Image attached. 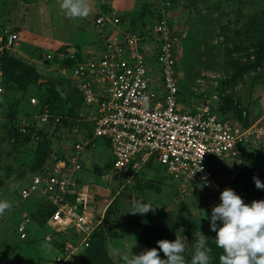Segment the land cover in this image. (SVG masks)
I'll return each mask as SVG.
<instances>
[{
  "label": "rangeland",
  "instance_id": "rangeland-1",
  "mask_svg": "<svg viewBox=\"0 0 264 264\" xmlns=\"http://www.w3.org/2000/svg\"><path fill=\"white\" fill-rule=\"evenodd\" d=\"M47 1L51 0H0V35L6 30L18 35L14 51L7 55L0 52V87L3 88L0 96V200L9 203L15 191L25 187L42 165L50 149L56 152L59 146L64 150L70 144L66 143V136L56 138L54 134L41 144L40 139L32 141L28 137L29 141H25L22 136L12 135L7 124L26 113L25 100L33 94L40 102L53 106L56 113L74 112L76 97L71 86L68 83L48 86L44 79L47 75L40 64L46 54H52L51 38L75 37L81 41V29L90 30L94 26L95 5L104 3V0H86L89 14L71 18L61 9L60 0H52L48 5L49 19ZM121 2L124 7L128 6L129 13L142 9L141 14H144V0L113 1L118 6ZM150 3L156 13L168 10L182 34L178 108L187 109L191 104L197 108L205 98L217 93L222 97L224 114L248 125L264 118V0H150ZM58 8L60 14L56 15ZM126 27L123 31L132 30ZM91 38L96 40L95 33ZM66 51L62 48L54 54L56 61H62L68 54ZM148 64L153 69V77L158 76L156 62L151 59ZM37 75L42 79L36 81ZM67 107L69 110L65 111ZM262 128L258 124V130L263 131ZM258 152L261 156L240 163L224 164L223 160L212 159L208 165L217 171L224 164L222 170L229 180L225 189L234 190L246 204L264 200V190L257 189L253 181L256 177L264 183V143ZM111 157V150L102 139L82 154L86 188L81 192L87 195L89 212L103 224L102 244L96 240L85 264H125L124 256L156 248L158 240L174 241L177 237L185 243L183 255L186 264H190L194 247L191 252L187 236L194 234L200 223L203 229L196 236L200 238L203 234L207 238L213 264H220L221 248L216 247V233L209 227L211 211L220 203V196L181 198L175 183L156 163L130 168L120 176L112 175ZM35 199L19 203V209L11 216H2L0 264H46L52 260L51 247L40 230L49 208L46 200ZM138 201L151 204L153 209L143 215L134 214ZM13 206L16 209L18 201H13ZM30 215L35 228L30 242L25 244L14 234L15 220ZM159 255L164 257L162 251Z\"/></svg>",
  "mask_w": 264,
  "mask_h": 264
},
{
  "label": "built area",
  "instance_id": "built-area-1",
  "mask_svg": "<svg viewBox=\"0 0 264 264\" xmlns=\"http://www.w3.org/2000/svg\"><path fill=\"white\" fill-rule=\"evenodd\" d=\"M117 10L112 3L110 12L98 11L96 28L123 31ZM123 32L122 39H107L100 53L91 51L81 56L71 51L58 62L53 52L40 64L46 75L58 74L81 95L77 122L84 125L72 130L74 139L68 149L62 150L61 157H53L16 193L20 202L33 197L45 199L54 209L46 225L59 236L76 237V241H66L60 255L48 264H79L78 255L88 247L100 222L90 213L87 195L82 193L86 188L82 154L98 139L109 144L112 175L120 176L152 161L163 167L185 196H220L229 182L222 170L224 164L264 141V130H258V124L263 129L264 118L254 125H244L234 118L220 117L217 93L197 108L193 104L178 108L182 34L169 13L163 12L160 20L143 31ZM17 42L16 33L4 31L0 52L14 51ZM151 59L159 73L155 77L148 64ZM28 102L34 111L18 120L20 136L38 141L42 131L55 135L62 128L61 117L51 115L46 106L39 107L35 97ZM212 159L224 161L219 170L208 167ZM202 177H207L209 186H204ZM29 224L25 216L17 226L20 239L26 237ZM45 240L51 243L52 237Z\"/></svg>",
  "mask_w": 264,
  "mask_h": 264
},
{
  "label": "clouds",
  "instance_id": "clouds-1",
  "mask_svg": "<svg viewBox=\"0 0 264 264\" xmlns=\"http://www.w3.org/2000/svg\"><path fill=\"white\" fill-rule=\"evenodd\" d=\"M60 7L71 18L85 17L90 11L86 0H61ZM202 179L204 186H209L207 177ZM253 181L257 189L264 190L260 179L253 177ZM11 207L8 201L0 200V216ZM134 208L133 213L140 215L153 209L151 204L139 201ZM209 227L216 233V247L223 250L220 264H264V200L246 204L234 190L227 188L220 193V203L211 211ZM156 244V248L124 256L125 264H186L182 238L158 240ZM193 247L190 264H211L212 249L207 246V238L203 234ZM160 251L166 258L160 257Z\"/></svg>",
  "mask_w": 264,
  "mask_h": 264
},
{
  "label": "trees",
  "instance_id": "trees-1",
  "mask_svg": "<svg viewBox=\"0 0 264 264\" xmlns=\"http://www.w3.org/2000/svg\"><path fill=\"white\" fill-rule=\"evenodd\" d=\"M112 1L114 0H104V3L100 5V8L98 9L99 12L101 13H108L110 12V6L112 5ZM150 0H144V5H143V8H144V14L146 15L144 17V14L142 13L141 14V10L139 11H136L135 13L132 12V13H123L121 15H119V19H120V24L119 26L121 27L122 30H124L125 28H127L126 26H128L129 28L131 27L132 30H139V31H143L145 29V27L147 26H151L152 24H154L156 21L160 20L161 17H162V14L164 12V10L162 11V9L159 11V13H156V11H153L152 9V6H150ZM150 6V7H149ZM136 10V9H135ZM168 11V10H167ZM166 11V12H167ZM97 12V13H99ZM169 13V11L167 12ZM148 15V17H147ZM151 17H154L151 18ZM173 24H175L174 20H172ZM61 50V49H60ZM8 53L6 52H3V55H7ZM80 56V55H78ZM71 63H67L66 65H69ZM43 77V76H42ZM40 79H42L40 77V75H37V78H36V81H39ZM44 79H46V83H48L47 85H62V83H68L70 86V82L68 80H64L62 78H60L58 76V74L55 73V75L53 74H49L47 76H44ZM45 84V83H44ZM71 89L73 90L74 94H75V97H76V104L74 105V112L72 113H67V112H58L56 113L57 111L54 109L53 106L51 105H47L46 103L44 102H40V100L38 99L37 95H34L33 96H28V98L25 100L26 101V107H27V111L26 113L21 116V117H14L13 119H11L9 121V123L7 124L8 126V129L9 131L12 133V135H16L17 137L20 136L17 132V129H16V125L18 124V120L22 117H27V116H30L32 115L34 109L30 106L29 102H28V99L30 97H35L38 102H39V107H42V106H46L48 109H49V113L53 116H58V117H61V122H62V128L57 130V133L54 135V136H57L56 138H63V136H66L65 140H67V144L69 145L71 143V141L74 139V135L72 134V130L74 128H79V129H82L83 128V124L82 123H78L77 122V117H78V111L81 109L82 107V98H81V95L77 92V90L71 86ZM3 95V88H2V93L0 94V96ZM70 105V104H69ZM222 106H223V102H222V97H220V106L218 107V110H216L219 114L220 117L222 118H225V117H229V118H234L232 116H228L227 114H224L223 110H222ZM69 110V107H67L65 109V111ZM56 111V112H55ZM65 114H68V115H65ZM69 114H72V115H69ZM236 119V117L234 118ZM236 120H239V119H236ZM241 121V120H240ZM243 122V121H241ZM244 125H248V123H245L243 122ZM40 141H39V144H41L43 142V140H47L48 138H50V134L42 131L40 134ZM25 141L29 139H26L23 138ZM62 141V139H61ZM60 141V142H61ZM105 141V140H104ZM106 142V145L109 147V144L107 141ZM96 143V142H95ZM262 143H264V141H260L259 143H257L256 145V150L255 151H247V152H242L241 154H239V156L237 158H235L232 162H234V164L236 162H241L242 160H246V159H250L252 157H255V156H261L260 152H258V150L260 149ZM63 150V147L59 146L57 151L54 152L53 149H50V152H48L46 158L44 159V162L42 163V165L33 173L36 174L40 169L41 167H43L46 163H49L52 161V158L53 157H57V158H60V154ZM264 160V159H263ZM149 163H155V162H152L150 161ZM227 163V162H226ZM225 163V164H226ZM264 164V162H263ZM112 166H113V161H112ZM112 168V167H111ZM85 169V168H84ZM83 169V171H84ZM165 171V170H164ZM166 173V172H165ZM224 173V172H223ZM32 175V177H33ZM31 177V178H32ZM30 178V180H31ZM29 180V181H30ZM83 182H84V179H83ZM174 182V181H173ZM29 183V182H28ZM27 183V184H28ZM175 183V182H174ZM26 184V185H27ZM25 185V186H26ZM227 187V184L225 185V188ZM175 189L177 191V193L180 195L181 198H188V197H196V196H200L196 193H191L190 195L188 196H185V195H181L179 192H178V189H177V184L175 183ZM18 190V189H17ZM17 190L15 191V193L12 195V201L10 202V204L12 205V207L9 209V210H6L4 215L6 216H11V214H14V212H16V210L19 209V203H21L18 199V197L16 196V193H17ZM36 200V199H35ZM13 201H18V207H15L13 206ZM28 201H26L27 203ZM39 202V201H38ZM47 204V207L49 208V211L45 214V218L43 219V222L40 223V227H41V232H42V235L44 238H46L47 236H51L52 237V242L49 243L46 241V243L51 247V249H49V251L52 253V258L53 259L54 257L60 255L61 253V249L63 247V244L66 242V241H76V237L73 238L71 235L69 236H59L57 234H55L47 225H46V221L47 219L51 216V214L53 213L54 209L53 207H51L48 203ZM89 208V207H88ZM15 209V210H14ZM16 217V215H14ZM3 218V217H2ZM29 219H30V224H29V227L27 229V232H26V237L24 239H20L18 233H17V226L19 225V223L21 222V220H15L16 221V226L14 228V234L16 235V238L22 242V243H29L30 242V237H32V234L34 233V228H35V223L33 222L32 218H31V215L29 216ZM203 224H197V226L195 227V230H194V234L192 235H188L187 236V244L188 246L190 247V250L192 252L193 250V245L195 244L196 240L199 239V237L196 236V233L200 230H202L203 228ZM102 228H103V224H102V221L100 220V222L98 223V225L96 226L94 232L92 233V235L90 236V239H89V242H88V247L84 248L80 254L78 255V259H79V264H85L86 263V260L89 256V252L92 250V246L93 244L96 242V240L98 239V241L100 242V244H102ZM204 233H206L207 231H205V229L203 230ZM211 233V232H210ZM112 240V239H111ZM110 241V240H109ZM142 241V240H141ZM141 241H140V245H141ZM108 243V242H107ZM106 243V244H107ZM145 243V242H144ZM150 243V242H149ZM139 245V246H140ZM145 245V244H144ZM221 251V254H223V250L220 249ZM17 252V249L16 251H13V253H16ZM24 254H26L24 252ZM161 258H164V257H161ZM49 263V262H48ZM46 263V264H48ZM211 264H213V260H211ZM214 264H217V263H214Z\"/></svg>",
  "mask_w": 264,
  "mask_h": 264
},
{
  "label": "crops",
  "instance_id": "crops-1",
  "mask_svg": "<svg viewBox=\"0 0 264 264\" xmlns=\"http://www.w3.org/2000/svg\"><path fill=\"white\" fill-rule=\"evenodd\" d=\"M51 1H47V10L49 11V14H48L49 19H50V10H49L48 5ZM93 3H95V2H93ZM60 4H61V0H60ZM58 5H59V3H58ZM115 6L118 7L119 15L126 13V12L129 13L128 12V9H129L128 6L124 7V4H122V2H121V5L118 6L116 4ZM96 7L99 9L100 5H95V8ZM97 8H96V12H95L96 14L98 12ZM57 11H58V13L56 12V15L60 14L59 8L57 9ZM94 20H95V17H94ZM93 27L92 26L90 27L91 28L90 30H93L92 32L88 28H82L81 29L82 30L81 32L83 33L82 34L83 38L81 41L76 40L75 37H74V39L76 42H74V39L71 37H68L65 39L53 37L49 40L52 42V45L49 46V49L51 50L52 53L55 52V54H56L60 51V49L65 48L67 50L66 52L76 51L81 56H84V55H86V53L91 52V51H93L95 53L102 52L104 43L106 42L107 39H111V38L122 39L124 36L123 31L116 32L113 28H108L109 29L108 31L102 30V32H100V30L97 29L96 26L94 27V29H93ZM93 33H95V35H96V40H93L95 37L91 38V36H93ZM80 46H83V48H80ZM44 73H46V72H44ZM111 159H112V157H111ZM33 199H34V197H33Z\"/></svg>",
  "mask_w": 264,
  "mask_h": 264
}]
</instances>
